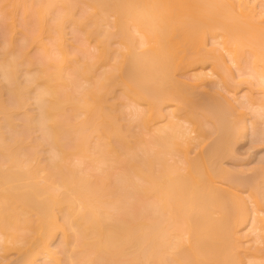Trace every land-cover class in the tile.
<instances>
[{"label": "bare ground", "instance_id": "bare-ground-1", "mask_svg": "<svg viewBox=\"0 0 264 264\" xmlns=\"http://www.w3.org/2000/svg\"><path fill=\"white\" fill-rule=\"evenodd\" d=\"M7 1L17 6L20 2L24 3L22 0ZM41 1L44 2V7L36 10L40 18L53 2ZM83 3L87 4L83 7L89 11L82 8L85 12L80 10L84 13L76 14H83V17L72 19L77 24H74L75 28L83 30L87 41L95 34V37L99 36L100 42L104 40L102 35L115 29L113 34H116L115 37L119 36L118 43L123 52L119 58L113 57L112 66L109 65L108 70L96 76L94 83L89 84L90 88L78 86L77 80L82 77L85 79L88 70L95 67L97 69V66L110 59L109 48H104L106 40L103 44L98 41L99 48L96 46L94 53L86 58L81 67L77 65L76 73H71L73 75L68 79L74 88H82L77 99L71 97V93H60V80L66 83V79L63 81L60 75V67L64 63L62 60L66 55L61 61L59 57L56 59V71L47 70L48 57H41L36 62L41 63L39 69L42 72L37 73V70L33 74L35 76L31 74L33 77H30L27 69L26 83L30 81V85H34L38 80L41 82L40 85L37 82L35 89L32 88L35 92V105L38 107L36 118L39 125L36 128L42 132L38 138L49 143L50 156L49 163L40 166L35 153L28 152L30 158H27V153H21L19 146L25 140L22 139L23 135L20 138L19 134H12L10 142H5V137L0 135V148L8 152L6 159L0 162V264L4 263V256L11 252L17 254L15 264H39L38 259L43 261L42 264H58L57 251L50 247L56 229L61 230V241L66 248L68 242L69 249L74 244L80 249L82 253H77L80 258L83 254V258L91 255V258L86 257V261L81 264H168L172 259L174 262H169L170 264H240L236 259L230 260L234 254L229 257L226 252L228 249L225 250L230 240L235 252L245 254L247 264H264V190L256 184L253 186V193H244L218 184L214 179L224 178L220 166H216V158L221 159V155L229 150L231 142L242 139L248 131L256 138L261 134L264 137V131L256 129V121L257 124L264 125V96L262 100L252 99L247 95H238L233 88L229 91L221 84L226 80L225 77L236 76L227 74L233 72L232 66L240 75H246L247 72H240L239 62L240 51L248 47L253 66H261L259 72H252L260 80L261 89H258L264 93V28L252 24V21L264 17V0H84ZM3 7L4 4L0 10ZM70 8L72 10L73 7ZM0 12L4 14L2 12L5 10ZM71 13L64 16L71 18ZM107 17L111 18V22L108 20L109 24ZM61 18L57 17L56 20ZM105 20V33L103 30L102 33L99 31L101 35L90 31L91 28L102 26ZM263 20L264 18L259 22L262 23ZM12 23L8 22L7 25L12 26ZM37 26V31L32 35L27 34L25 40L40 46L41 34L45 29L42 28V22ZM107 27H111V31ZM57 30L53 47L56 48V53L61 54L64 44L61 31L59 28ZM113 34L110 33L109 37H114ZM209 36L210 39L207 38ZM92 37L95 38L94 35ZM133 38L138 42L132 41ZM218 38L222 40L218 41ZM4 40V46L1 47V43L0 50L8 48L11 39ZM136 42L141 48L139 56L132 49ZM44 47L43 50L46 48ZM20 49V55L8 52L10 61L3 58L6 64L0 59L1 81L10 86L7 88H10L11 93L14 92V100L12 99L10 106L4 105L0 99V116L9 123V112L24 105L25 101L20 97L21 92H16L21 87H18L14 68L27 59L24 58L26 49ZM205 64L210 67L206 68ZM184 68H191L192 72L184 77L185 81L180 85L174 76ZM252 72L247 75L252 76ZM117 85L122 89V95L132 102L131 105H126L132 109L127 126L131 127L134 122L138 129L136 135H131L142 153L138 159L128 149L121 158L109 157L113 151L111 140L126 150L123 143L126 135L121 134L117 125L118 115L114 116L118 111L116 109L114 113H110L115 110V106L108 103L110 89ZM205 86L217 89L220 104L223 102L221 105L231 110L238 120L233 128H228L230 131L226 130L221 116L223 107L217 104L211 110L208 108L210 111L215 108L219 113L211 115L215 118L222 117L221 122L224 121V124L221 127L226 131H222V136L203 154L204 145L202 146L203 140L199 134L202 120L198 119V113H193L187 107V103L190 102L189 95L195 94L194 90L198 91ZM64 104L71 105L75 113L83 115L77 125L73 124L75 139L73 132L70 135L67 132L68 139L74 140L70 148L75 153L84 154L90 149V138L95 136L97 143L90 158L96 163V170L106 167L105 172L109 173V170L119 169L117 173L114 172V187L106 173L89 179L79 175L81 171L64 165V158L61 156L64 142L61 135L62 139L66 135L62 132L65 130L63 123L66 119L65 116L62 118V113L60 116ZM142 105H145L144 109L141 108ZM36 118L33 120L36 121ZM162 119L166 120V125L155 127ZM39 143L37 142L38 145ZM174 152L181 154L178 160L172 159ZM191 153L196 156L193 157ZM76 163L78 168L82 163L81 159ZM262 170L261 176L264 175V169ZM108 186L116 188L110 190ZM139 204L141 206L135 207ZM228 205L237 212L233 220L235 228L243 230L241 234L237 230L231 233L227 217H212L214 211L211 210L214 209L222 215L227 214L224 210L228 209ZM62 206L65 210L61 209ZM134 207L138 210L136 213L133 212ZM58 209L65 211L61 217L63 226L55 215V210ZM106 209L117 214L110 224L105 223L111 219V213L109 215ZM29 213L35 215L34 221L30 219ZM20 223L28 226L31 234L20 235ZM64 225L73 230L74 243L67 238ZM173 255L175 257L169 258ZM78 258L75 259L78 261Z\"/></svg>", "mask_w": 264, "mask_h": 264}, {"label": "rangeland", "instance_id": "rangeland-1", "mask_svg": "<svg viewBox=\"0 0 264 264\" xmlns=\"http://www.w3.org/2000/svg\"><path fill=\"white\" fill-rule=\"evenodd\" d=\"M52 1H53L52 5H51L52 7L50 6V8L47 10V12H45L42 15V17L40 18L39 17L40 15H38V12L36 10H38L40 7H44L45 4L41 0H22V2H24L25 4L24 3L21 4V2H20L18 4L19 8H17L18 6L15 5V4H10V1L6 0L4 2V0H0V4H2L0 7H2L3 4L5 6L2 9V10H5V12H2L4 14H1V12H0V32H1L0 33V41H1L0 44L2 43V41L4 39H11V40H9L10 44H9V46H7L8 48H5V49L2 48V50H0L1 62H2L4 57H6V59H7L6 60L4 58L5 61L8 62L9 57H11L9 55V53H8L10 51H12L14 54H17V53L19 54V51L21 50L20 49L21 47L24 49V50L22 49L23 51H25V49H26V51L24 53L26 55V57H24V58H27L26 60L23 59V60H25L24 61L25 64L23 62L20 65L18 64L16 66V69L14 68V71L16 70L15 71V75L17 76V82H19L18 83V85H19L18 87L19 88L23 87L22 91L20 90L21 89L20 88V89L16 90V92L18 94H20L19 92H21L20 97H21V99L23 101L25 100L24 101V105H22L21 107L16 108L15 110L9 112V118L11 120L10 121L11 123H9L8 120L6 121L5 119H3L2 115L0 116V135L2 137H5V139H6V141L4 140L5 142H10L11 141V137L13 136L12 134H15V133L17 135L19 134L18 137H20V138H21V135H23L24 137H22V139L24 138L25 140L24 141L22 140L21 141L22 143H20L21 145L19 146L20 150H21V153L22 152L24 154L27 153V158H30V156H31V155H29V153H31V154H32V152L35 153L36 157L38 158L37 160L40 162L39 163L40 166L41 165L44 166L45 164L49 163L48 161H49V156H50L49 155L50 154V152H49L50 145L46 141H42V140H40L38 138V137L41 136L40 133H42V132L39 129L36 128L39 125V123L37 121L38 118H36V116H38V115H36L38 113V107H37V105H35V100H34V97H33L35 92L32 91V88L35 89L36 85H37V82H38L39 85L41 84V82L39 80L36 81V82L33 81L34 85H32L33 84L32 82H31L32 84L30 85V83H29L30 81L28 83H26V80H27V77H28V73L27 72L29 71V74H30L29 76L31 77L33 74H35V72L37 70H38L37 73H39V71H41L39 69V66H40L41 63H38V64L36 63V62L39 61V59L41 57H44L45 59L48 57L46 59L48 64H46V65L49 67V68L41 67L42 69L43 68L44 69L47 68V70L49 72H52V70L56 71V69H57L56 68L57 66H55L56 59L59 57L60 61H61L62 57L64 55H66L65 57H63V60H62V61H64V63H62V67H60V75L64 79L63 81H65V79H66L67 86H65L66 85L65 82H63L64 83L63 84L62 81L60 80L59 84H61V85L63 84L64 85V87H63V85L62 86L59 85L60 86V93H62V92L65 93V94L66 93H71L72 96L70 94L69 95L71 97H74V98L77 99L79 97L78 95H80V94H78V92H81L82 88H79V89L74 88V86H72L70 84V82H68L69 81L68 79H69V77L71 75H73L71 73H74V72L76 73L75 69L77 68V65H78V67H81L83 65V62H86L85 61L86 58L88 56H90L92 53H94V50L97 47L99 48V46H100L99 43H98V41L100 39L98 35H97L98 36V39H97V36L95 37V34H93L96 39L95 38L92 39L93 35L91 34L92 35L91 38L88 39V41H87L86 38H85L84 33L82 32L83 30L79 26H78L79 29L75 28L76 27L75 25H77V24H75V22L72 21V19L74 20L77 17L78 18L79 17L81 18V16L83 17V14H80V13H84L85 11H89L88 8L83 7L86 4V3H83L84 0H80L81 2L77 1V0H75V2H74V0H66V1L59 0V2H58V0H57L58 3L56 2V0H52ZM7 2H8L9 5L6 4ZM54 2H56V3H54ZM20 4L23 5V6H21ZM72 4H73V6H72ZM7 5H8V7H7ZM15 6H17V7H15ZM70 6L73 7L72 10H71ZM67 8L69 10H71V11H68ZM82 8L83 9L85 8L86 10L84 11ZM25 9H27V10H25ZM2 10H0V11H2ZM80 10H83L84 12L80 11ZM78 12H80L79 13L80 16H79V14L76 15ZM67 13H69V14L71 13L72 17L70 18L68 16L69 14L67 15L68 18L66 16H64ZM1 15L2 16L4 15V17H2ZM5 15H6V17H5ZM62 16H64L63 17L64 19L61 18ZM57 17L61 18V19H59L60 21L56 20ZM234 17H235V19H238L236 15H234ZM1 18H2V20H1ZM3 18L5 20H3ZM8 18H9V21H8L9 23L13 22L12 26H11V24H9L10 26L7 25L8 22L6 20H8ZM263 18L261 17V19H263ZM261 19L256 20V21L255 20L252 21V24H256L257 27L264 28V22H262V23L259 22V21H261ZM106 20L107 21L109 20L111 22V18L110 17H107ZM106 20L104 21L106 24L102 23L103 27L102 26H100V27L97 26V27L91 28L92 30H90L89 27H88V29L92 33H94V32H98L99 33V31H100V33H102V30H103V33H105L104 30H106V28H105L104 25H107ZM56 21H58V22L54 23ZM62 21H65V22H62ZM109 21H108V24H109ZM41 22L43 23L42 28L44 27L43 29H45V30L42 31V34H41V36H42L41 45L37 46V45H35V43L31 44L29 42V40L26 41L25 37L28 36L29 34L32 35L34 33V31H37V27H38L37 25H38V23L40 24ZM59 22H61L62 24L61 23L59 24ZM1 24H2V26L4 25L3 26L4 28L1 26ZM57 28H59V31H61L60 34H62L61 36L63 38V44H64L62 52H60L61 54L56 53L57 50H56L55 47H53L54 46L53 42L56 39L55 31L57 30ZM107 28H108L109 31H111L110 30L111 27H107ZM94 29L98 30V31H94ZM3 30H4V32H3ZM114 30L111 31V32H106L107 33V34H105L106 37H105V35H102V37H101V38L104 37L103 42H105V40H106V43H104V45L106 47L104 46V48L105 49L109 48L108 51L110 50V52H111V53L109 52L110 54H108V55H111V56H109L110 57L109 61L107 63H104L103 65L97 66V69L95 67L94 69L92 68L90 71L88 70L89 73L87 72L88 75H87V77L85 76V79H84V77H82V79L81 78L78 79L77 76H76V78L78 79L77 80L78 81L77 85L79 84L80 86H82L84 88H86V87L90 88V85L92 83H94L95 79L97 78L96 76L101 74L103 71L108 70L109 69V65H110V67L112 66V63L114 61L113 57L117 58L118 56L121 55V52H123V49H121L122 47L118 43L119 42L118 41L119 36L115 37L116 34H113V33H115ZM56 33L58 35V32H56ZM110 33H111V35L113 34L114 37H112V38L109 37V36H111ZM48 36H50V37H48ZM107 37L109 39H107ZM207 38L210 39L211 36H209ZM26 39H28V37ZM138 39H139V37L137 38V40ZM133 40L137 41L135 38H133L132 41ZM221 40H222L221 38H218V41H221ZM103 42H100V43L103 44ZM137 42H136V44L133 45L132 49L134 48L133 51L135 52V54L137 56H139L141 48H140V46L138 45ZM3 43L1 44V47L4 46ZM42 44L45 45L47 50ZM23 45H24V47H23ZM1 47H0V49H1ZM43 47L45 48V50H43ZM4 50H6L5 51V56H4V52H3ZM111 50L112 51L116 50V51L112 52ZM124 51H126V50H124ZM6 54H8L9 56H7ZM240 54H241V58H240L241 62H239L240 72H241V70H243V73H246V72L250 73L253 70H256L257 72H259L261 70V66L260 65H257V67L253 66V59H251V55H249L248 47H245V50L242 48V50L240 51ZM44 58H42V59H44ZM20 59H21V57H20ZM50 59H53V60H50ZM2 63L3 64L5 63L4 60H3ZM53 63H54V66H53ZM204 66H206V68L210 67V65L208 66V64H205ZM73 67H74V69H73ZM232 67H231V71H233V72H231L232 74L231 73L230 74L227 73V74L228 75H232V77H234V75H236V76L234 78H231L230 76L229 77H225L226 80L223 81V83H221L222 86L227 87V89L229 91L232 90V88H233L234 91L236 90V93L238 95H240V94L241 95H247V96L251 97L252 99H259V100L261 99L262 100L263 99L262 97L264 96V93L260 90L261 88L259 86V82H260L259 78L255 77L253 75V72H252V76L250 75L251 73L248 74V75L246 73V75L242 76V75L239 74V72H237V70H234V67L233 68ZM27 69H28V71H27ZM184 69L180 70V72H178V74L176 73L175 76H174V78L179 81L180 85H181V82L184 83L183 82V81H185L184 77H186V75L188 76L192 72L191 68H188V69L184 68ZM47 70H45V71H47ZM41 72H40V74H42ZM25 75L27 77H25ZM33 76H35V75H33ZM0 81H1V78H0ZM3 82H4V84H3ZM1 83L3 84V88H2V84ZM1 83H0V99L3 101L4 105L9 104L8 106H10V104L13 103V100H14V97H13L14 95H12L14 92L11 93L9 91L10 88H7L8 85H7V83L5 81L2 80ZM4 86H6L7 89ZM8 87H10V86H8ZM57 87H58V85H57ZM258 88H260V89H258ZM194 91H195L194 95L193 94H192V96L189 95L190 96L189 97L190 102L187 103V107H189V109L192 110L193 113L194 112L198 113V115H199L198 119L199 120L201 119L202 122H203V125H202V122L200 121L201 132L199 134L201 136L200 139L203 140L202 141V146L204 145V149L202 150V152H203V154H205L206 150L207 151L210 150L209 148H211V147H209V146L214 145L212 143L216 142L217 139L222 136V134H223L222 131H226L228 128L231 129V128L234 127V124L237 122L238 118L235 117L233 115V113H231L232 111L229 110L228 108H226V106L224 107V105H221V104H224L223 102L220 104L221 99L218 97V95H216L217 89L215 87L205 86L204 88L199 89L198 91L197 90H194ZM22 93H23V95H22ZM122 94H123L122 93V89L120 88L119 85L112 87V89H110V92L108 94L109 95L108 96V103H111V104H113L115 106V110L113 109L114 111L112 110V112L110 111V113H114L116 111V109L118 111L117 114H116V112L114 113V116L118 115V117H116L117 118L116 119L117 120V125H118V127H120V131L122 132L121 134L125 133V135H126V137L123 139V143L125 145L126 150L121 149L119 147V145H118L119 143H117L114 140H111V144L110 145H111L113 151L111 152V155H109V157L111 159L116 158V157H120V156H122L124 154L123 152L127 151V149H128L129 152H132V153L135 154L134 156L137 155L136 157L138 159V157L141 158L142 153L139 150V148L137 147V144L134 141V137L131 136L133 134L136 135L137 132H138V129L135 126L134 122H133L131 127L127 126L128 122H129L128 120L131 118L130 115H129L130 114V110L132 111V109H131V107L126 106V105H131L132 102L130 100H127V98H125ZM217 104L221 105L223 107V113L224 114L222 113V115H221L223 118L221 116H219L218 118L214 117L213 114H215L217 112V111H215V108L213 110L215 112L210 111ZM202 107H204V108H202ZM141 108L144 109L145 105H142ZM120 112H122V115L125 114V116L124 115L122 116ZM61 113H62V118L65 116V119H66L64 121V123L62 122L63 126H65V127H63L61 125V127H63L65 129L64 131H62L63 134H66V135H63V139H62V135H61V140H63L62 142H64L63 143V147H62V151H61L62 152L61 156H63V158H64L63 159L64 165L66 167L75 168L79 172L81 171V173H78V174L79 175H83L84 177L89 178V179H92L91 177L92 176H96V175L98 177L103 176L106 173V174H108L107 179L110 180L111 182L110 181L109 182L113 184L115 182L114 179L116 177V175H115L117 173L116 171H119V169L116 168L114 171L113 170H111V171L109 170V173L105 172L106 171V167H103L101 169L102 171L100 169L96 170V163L93 162L91 160V158H90L91 157L90 153L93 151V147L97 143V140L95 139V136H92V138H90L91 139L90 142H89L90 149L87 152H85L84 154L80 155L79 153H75L70 148L72 146V143L74 142V140L68 139L69 138L68 133L70 135V133L73 132L72 136H74V138L71 137V136H70V138L75 139L76 135L74 134V130L72 131V129H73V126L77 125L78 122L82 119L83 115L79 114L78 112H77L78 114L75 113L74 110L72 109L71 105H69V104H64V107H63L62 111L60 112V116H61ZM74 113L76 114L77 117L74 116ZM211 113H213V114L211 115ZM29 114H30V116H29ZM217 114L219 115L218 112H217ZM223 115L226 117V119H225V117ZM72 116H74V117H72ZM30 117L31 118L35 117L36 121L33 120V118L29 120L28 118H30ZM211 117H213V119ZM221 118L225 121V124H224V121L221 122V120H222ZM258 121H260V120H258ZM36 122H37V124H36ZM220 122H221V124H220ZM66 124H68V125H66ZM27 125H29L30 127L27 126ZM165 125H166V120L162 119V121L160 120V121H158L156 123L155 127H163ZM219 125H220V127L222 125L223 126L226 125L227 128H226V126L224 127L226 130H223L222 127L220 128ZM63 128H62V130H63ZM67 128H68V130H67ZM256 129H258L260 131L261 130L264 131V125L263 124H257V121H256ZM221 132H222V134H221ZM262 136H263V134L258 135L257 138H256V136L255 137L252 136L251 132L248 131L247 135L242 137V139L237 140V142L233 141L234 143L231 142L230 143L231 146H230V144L228 146V147H230V148H228L229 150L227 152L225 151L226 154L223 153L221 155V159L216 158L217 162L216 161L215 162H216V164H218L216 166L217 167L220 166V169H221L220 172L223 173V175L222 174L221 175L224 178L217 179V177H214V179L216 178L215 182H217L218 184H221V185H223L225 187H228V188L241 190L244 193H253V191H254L253 190V186H255L256 184L258 185V187H261V190H264V175L262 174V176H261V173H263L262 169H264V137H262ZM37 138H38V140H37ZM37 142L38 143L40 142L39 143L40 146L37 144ZM19 147L17 146V149ZM17 149H15V150H17ZM30 150H32V151L30 152ZM34 150L36 152H34ZM19 151H17V152H19ZM6 153H8V152H6V150H2L0 148V162L6 159V155H7ZM192 153H191V155L193 157H195L196 155H194ZM194 153L196 154L197 152H194ZM172 154H173L172 155V159L173 160H178L181 157V154L178 153V152H174ZM20 155L22 156L23 154H20ZM28 155H29V157H28ZM22 158H23V160H25L24 156ZM166 158L170 159L169 156H166ZM78 159H81L82 163L80 164V166L78 168H76V164H77L76 162H77ZM217 159H219V161ZM168 162H170V160H168ZM119 164L120 163H118L116 166L118 167ZM112 172H113V175H110V173L112 174ZM114 172H116V173L114 174ZM42 175L45 176L46 174L42 173ZM257 175H258V177H257ZM45 177L47 178V176H45ZM97 182H99V181L97 180ZM106 182H107V185H110L108 183V181H106ZM99 184H100V182H99ZM111 186L110 187L108 186V188H110V190H111V188H113L115 186V183H114L113 187H111ZM115 188H113V190H115ZM137 206H141V205L139 204V205H136L135 207H137ZM263 206H264V204H263ZM135 207H134L135 210H133V212L135 211L134 213H136L138 211V210H136ZM61 209L65 210L63 206L61 207ZM55 211H56V213H55L56 217L57 218L59 217L58 218V222L63 226L64 222L61 221V217L63 216V214H64L63 212H65V211H62V210H59V209H58V211L57 210H55ZM106 211H107V213H109V212L111 213V216H110L111 219L109 218L110 219L109 222H108V220H106L107 222H105V223L110 224L111 221H112V218L115 217L117 214L113 210L110 211V209L109 210L106 209ZM211 211H214V213L212 214L213 215L212 217H215V218H218V217L219 218H225V217H227L228 218V222H229L228 225H229V227L231 229V233L236 231V230L239 231L238 234H241L243 232V230L241 228H238V229L235 228L236 223H235V220H233V218L236 216L237 212H235L233 207H230L228 205V209L226 208V210H224V212L227 213V214H224V215H222L221 213L215 212L216 211L215 209L211 210ZM110 213H109V215H110ZM112 213H113V216H112ZM220 214L222 216H220ZM29 217H30V219L32 221L35 220V215H33V213H29ZM226 223H227V220H226ZM32 224H34V223H32ZM65 226L66 225H64V227ZM65 228L67 229V227H65ZM18 233L20 235H23V236H28L29 234H31L30 229L28 228V226L22 225L21 223H20V227H19ZM53 233L54 234H53V238L51 239V246L50 247L52 248V250L57 251V256H58V261H59L58 264H67V263L71 264V262L69 260L72 261V264H74L73 262H75V264H77V263L81 264V262H83V261L85 262L86 261L84 259L87 256L86 257L84 256V258H83V255H85V254L82 255V258H80V254H77L78 252H80V253H82V252L79 251L80 249L79 250L77 249L75 244H74V246L72 245L71 247L72 248L73 247L76 248L77 252H76V249L73 250L71 247H70V249L68 248V242L66 243L67 248H68V250H67L66 246L64 245V242L61 241V240H63V236L61 234V230L60 229H56ZM66 233L68 235L67 238L69 237L70 240L72 238H74L73 237V235H74L73 230L67 229ZM231 241L232 240L229 241V243L226 245L227 247L225 249V250L228 249L226 252H227V254H229L228 255L229 257L234 254L233 257H230V260H232V259L235 260L236 259L235 261H237V263L240 262V264H247L246 263L245 254H243L242 252H239V253L235 252V250L233 249L234 246L230 244ZM71 242L74 243L73 239L71 240ZM73 243H71V244H73ZM231 246H233V247H231ZM61 248L63 249V251H61L62 250ZM74 253H76V255L79 256V258H78V256L75 255L78 258L79 262L77 261V259H75L76 257L74 256ZM88 255H90V254H88ZM0 256H1V253H0ZM68 257H71V258L69 259ZM173 257H175V256L173 255V256H170L169 258L172 259ZM4 258H5V261H4L3 264H15V262L17 260V254L11 252V253H8L7 255H5ZM89 258H91V255H90ZM88 260H87V262H88ZM172 260H170V261L166 260V261H168V264H170V263L174 262V260L173 261ZM37 262L39 264H42L43 261L41 259H38Z\"/></svg>", "mask_w": 264, "mask_h": 264}]
</instances>
